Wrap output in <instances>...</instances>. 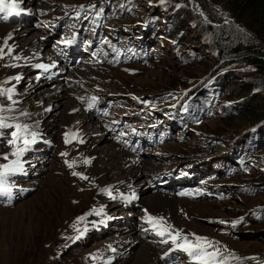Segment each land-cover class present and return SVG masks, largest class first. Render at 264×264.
Instances as JSON below:
<instances>
[{
    "label": "rangeland",
    "instance_id": "obj_1",
    "mask_svg": "<svg viewBox=\"0 0 264 264\" xmlns=\"http://www.w3.org/2000/svg\"><path fill=\"white\" fill-rule=\"evenodd\" d=\"M86 1L88 0H34L36 12L31 10L27 0L19 3L23 4L22 8L35 14V21L42 25L43 19L68 15L71 12L70 6ZM114 1L113 5L105 4L109 8L104 13L97 14L92 22L91 35L98 42L97 53L103 64L63 68L64 81L53 80L69 91L70 98L82 102L81 115L85 116L87 113V98L97 94H117L128 99H143L170 92L169 100H175L197 82L218 74L224 85L217 97L214 114L189 125L186 135L184 131H175L168 142L162 139L154 116L151 118L148 112H143L144 116L138 114L136 120H140L147 127L149 124L153 126L150 138L143 145V154L128 151L125 146L116 142L115 134L111 133L103 118L87 113L110 133L108 139L111 142L106 141L105 144L113 145L114 140L119 144L117 151L126 150L128 157L126 155L122 159V167L128 169L125 162L129 155H140V168L131 169L136 173L140 170L147 173L149 179L152 174L163 170L192 172L196 167L191 166L192 162L188 159L208 157L210 150L215 151L219 147L220 151L225 150L224 154L232 158L236 154L241 155V137L253 131L252 126L245 125L250 111L246 112L243 104L253 98L258 102L254 109H264V65L253 63L254 56H264V25H261L262 18L257 9L242 12L232 0H204V3L198 0ZM208 14L218 23L209 19ZM148 15H157L156 23L152 27L156 26L159 31V56L136 62V50L142 48V43L148 37L137 34L136 29L125 32L123 27L137 24ZM24 25L23 22L10 25L0 21V48L4 47L5 40L10 39L12 30L29 28V33L21 38L27 40L33 34L41 33L34 24ZM102 26L105 30L103 36ZM110 30L113 31L110 33ZM228 40L235 44L253 45L259 52L233 53ZM11 43L10 39L8 48H11V52L4 48L3 58H0V89H13L12 100L0 96V105L4 106L0 115L6 117L10 124H27L31 131H41L37 135V140L40 141L35 143L39 154L27 151L20 157V162H24L23 167L21 166L23 171L10 173L8 184L12 191L8 195L0 194V264H126V260L137 253V247L131 249L129 245H125L130 251L128 253L124 249H115L111 259L103 256L109 253L103 248L106 242L121 238L126 233V225L139 229L137 223L144 213H136L140 218L132 217V222L130 217H122L124 213L112 212L118 204L111 200L113 195L111 188L107 186L113 184L120 175H116L114 170L107 171L112 175L107 183H101L100 176L95 173L96 159L86 148V141L76 128L74 131L65 130L66 121L63 116L69 107L60 101L59 107L54 108L55 117H48L49 113L42 102L34 98L33 91L40 88L38 83L43 82L35 80L37 73L32 67L35 63L27 62L20 67V52L13 50ZM42 43L44 49L54 52L52 46L43 41ZM61 64L58 63L57 66L61 67ZM19 70L20 78L12 88L11 75ZM88 70L94 73L91 78L87 75ZM68 73L74 75L75 79L68 77ZM53 81L47 80L50 83ZM28 89H31V100H22L19 106L27 115L31 113L29 120L20 115L18 104L14 101V96L23 94ZM225 89L228 92L222 94ZM135 106L142 108L149 107V104L136 103ZM35 112L39 113L41 124H33ZM120 112L124 113L126 110ZM47 118L55 122L54 138L48 135V123H45ZM117 118L116 114L112 117L113 120ZM138 126L139 122L133 123V128ZM10 131L0 129V132ZM66 134L70 143L65 142ZM255 142L261 148L250 153L246 160L249 167L245 172L228 175L218 169L219 176H212L209 173L215 172L213 161L206 162L207 171L201 173V180L211 195H215H206L197 200L175 195L200 206L198 209L195 207L193 212L184 210L178 215L176 223L180 224L176 226L188 233L220 239L236 255L260 254L256 256L260 258L264 253V216L241 224L236 232L233 231L236 237L226 233L232 230V219L239 215L250 216L253 208L264 207V141ZM216 145L218 148H215ZM19 146L23 147V144ZM98 146L101 150L105 145ZM14 151L15 146L0 140V165L16 160V156L12 155ZM4 155L8 156L7 160L3 159ZM69 163H73V167H69ZM73 172L81 173L88 179L73 176ZM153 187L148 183L143 191L148 188L152 190ZM130 192L126 191L127 194ZM101 194L107 198V203L99 205ZM118 207L123 208L119 205ZM104 208L107 211L105 215L113 216L107 222H103L99 216ZM79 217L85 219L81 221L78 220ZM81 232L84 233L82 236Z\"/></svg>",
    "mask_w": 264,
    "mask_h": 264
},
{
    "label": "bare ground",
    "instance_id": "obj_2",
    "mask_svg": "<svg viewBox=\"0 0 264 264\" xmlns=\"http://www.w3.org/2000/svg\"><path fill=\"white\" fill-rule=\"evenodd\" d=\"M20 1L17 0V3L22 8V6L19 3ZM27 3L30 4V7L32 8V9L31 8L30 9L32 11L34 10V12H36L37 9L34 6V0H27ZM24 9L27 10L26 8H24ZM29 31H30L29 28H28V30L27 29L26 30L25 29L24 30H12L9 34L10 39L12 41L11 45L13 46V50L20 52L19 66L23 67L27 62H34L35 64H38V63H50V62L56 60L54 52L48 51L49 49L46 50L43 48V45H41L40 40H39V36L37 34H33V37H31L29 40H27L25 38L21 39L22 37L27 35L29 33ZM16 60H18V59H16ZM57 64L58 63H54V66H57ZM58 67H60V66H58ZM63 67L65 69L67 68L66 65L61 64L60 68H63ZM16 69H18V68H16ZM13 71H14V69H13ZM82 71L83 70L81 69V73H82ZM86 72L90 78L94 74L92 72V70H90V71L88 70ZM68 74H69L68 77L72 76V75H70L71 73H68ZM9 75H10V73H9ZM20 75H21L20 70L17 72L15 71L11 75V87L12 88L15 86V84L19 80V79L18 80L15 79V78L16 77L20 78ZM36 75H35V77H36ZM81 76H82V74H81ZM79 81L81 82V80H79ZM37 86H39L40 88L39 89L36 88L33 91V93H35L34 98H36V100L42 102L46 111L49 113L48 117H50L51 119L55 117L56 112L54 111V108L59 107L60 101L64 102L65 105L69 107L66 109L64 116H63L64 121H66V124H64L65 130L67 132L70 131V129L72 131H74L76 128L79 135H81L83 137V139L86 141V144H87L86 148H88V150L93 153V156L96 159L95 173L98 176H100L101 183L102 182L107 183L109 177L112 175V174H109V172H107V171L111 172L112 170H114L117 173L116 175H120L117 177V179L114 181L113 184L107 186V187L111 188V195H113V197L116 195H119V194L124 195V194H126V191L135 192L136 195H138L140 197L139 203L148 207L147 212L153 213L155 216L169 218V220L175 225L174 227H177L176 224H178V223H176V221L178 219V215L183 213L184 210H188V211L193 212L195 207H196V209H198L200 207L196 204H193V202L189 201V199L186 200V198L183 199L181 197H177L179 195L175 196L176 194L167 193V192L166 193H162V192L159 193L157 191H160V190L155 191L152 189L153 190L152 191L149 188L143 191V188L147 187V184H148V182H147L148 176L146 175L147 173L145 174V172H143V171L141 172V170L139 171V169H138L139 173H136L134 170L131 169V168L135 169L134 167L140 168L139 164L142 162V160H140V158L138 157L140 155H134V154L129 155V158H126V162H125L126 167L128 169H124L122 167L123 165H121V161L127 155L126 150L122 151L120 149V151L119 150L117 151L116 147L119 144H116V142L114 140H112L113 145H112V143H110V144L104 143L106 141L107 142L109 141L108 138L111 136V135L109 136L110 133L108 134L107 131L104 130V128L102 127L101 123L99 121L95 120L93 117H91L87 113H86V115L84 114L85 116L81 115L82 112H80V111L83 109L82 105H81L82 102H79V100H77V99L73 100L72 98H70L69 91H66L62 87L58 86L54 81L51 83L47 82V81H43L41 83H38ZM30 90L31 89H28L25 93L14 96V101L16 104H18L17 106H18V111H19L20 115L25 116L26 119H28V120L30 118L29 114H31V113H29L28 115H27V113H24V111H22V109H21V106H19V102L22 100L23 101L24 100L25 101L31 100L32 95H30L31 94ZM14 113H15V111H14ZM33 114H34V118H35V121L32 119L34 121L33 124H36V123L41 124L42 119L40 117H38L39 113L35 112ZM46 120L47 121L45 123H48V124H46L47 129H48V131H47L48 135L52 136L54 138L55 133H56L55 128H54L55 122H53V120L50 121L48 118ZM27 123L30 124V122H27ZM34 131H36L38 133L41 130H34ZM99 131H100V133H99ZM98 133L101 134V137L99 136ZM37 141H40V140H37ZM109 142H111V141H109ZM99 144H102L105 146L103 148L101 147V150H99V146H98ZM127 157H128V155H127ZM104 159H107L108 161L105 162ZM109 168H110V170H109ZM125 176H127V177L124 178ZM118 192H120V193H118ZM141 194H143V195H141ZM104 197L105 196L103 194H101V197H99L100 198V204L99 205L107 203V198L106 197L104 198ZM116 206L117 207L112 212H114L116 214L124 213L122 215V217H127V216H129L130 218H132V217L138 218L139 217L137 214L134 215L135 213H129L128 211H124L123 208L118 207V205H116ZM106 208H104L101 211V213L99 214V216L101 217L103 222H107L113 218V216H111V215H109V216L105 215L107 213ZM142 215H144V214H142ZM140 216H141V214H140ZM179 224H178V226H179ZM122 227L124 228V226H122ZM125 230H126L125 231L126 233L121 235V238L111 240L113 238L112 237L110 239L111 241L105 243V247L103 249H106L109 253L103 254L104 257H108V259L113 258L114 255L112 252H114L115 249L116 250L117 249L118 250L124 249L125 252H127L129 250L127 247H125V245H129L131 247V249L137 247V253L130 256L126 260V264H162L161 263L162 259L160 257L162 251H160V249L157 248L151 240H149L148 238H146L143 235L142 230L140 228L135 229L131 225H129V226L126 225ZM127 255L128 254H126V256ZM260 258L261 259L264 258V253L262 254V256Z\"/></svg>",
    "mask_w": 264,
    "mask_h": 264
},
{
    "label": "snow or ice",
    "instance_id": "obj_3",
    "mask_svg": "<svg viewBox=\"0 0 264 264\" xmlns=\"http://www.w3.org/2000/svg\"><path fill=\"white\" fill-rule=\"evenodd\" d=\"M21 11L22 9L17 3V0H11L10 3L7 2V0H0V13H4V15L0 16V19L7 20L14 14L19 15ZM74 42V38L67 41L69 44ZM4 48H8L7 40L4 41V47L0 48V58H3ZM8 51L10 53L11 48H8ZM37 67L47 70L48 66L41 64L37 65ZM15 79L18 80L19 77H16ZM12 91L13 89L11 88L6 90L0 89V96H6L8 100H12ZM94 99L95 98H93V100ZM89 107H91V105H89ZM3 111L4 106L0 105V112ZM0 129L11 130L10 132H0V140H4L7 144L15 146V151L12 152V155L16 156V160L12 161L10 164L0 165V169H2L0 170V193L10 194L12 189L7 186L9 174L23 171L20 166V157L30 149L31 145L36 143L38 133L36 131H31L27 124H10L7 122V118L2 115H0ZM65 142H71L67 138V134ZM21 143L23 144V147L19 146ZM62 155H67V153H62ZM3 159L7 160L8 156L4 155ZM85 163H90V161H85ZM69 167H73V163H69ZM72 175L80 176L82 179H88V177L83 176L81 173L73 172ZM184 194L185 193H181V195ZM84 219L85 217L78 218V220L81 221ZM147 222L157 229V235L162 237L168 236L176 249L186 252L193 261L199 262V264H228L231 259L237 261L248 259L247 257L242 258L234 252H229L227 250L221 251V249L217 247L218 242L212 241L206 236H199L193 233L191 236L194 237V239H189V235H182V230H176L173 233L170 225L165 226L163 218L149 215ZM221 223L224 222L222 221ZM83 234V232L80 233L81 236ZM77 239H79V237H77ZM164 242L167 243L168 241L165 240ZM251 259H255V257H252Z\"/></svg>",
    "mask_w": 264,
    "mask_h": 264
},
{
    "label": "trees",
    "instance_id": "obj_4",
    "mask_svg": "<svg viewBox=\"0 0 264 264\" xmlns=\"http://www.w3.org/2000/svg\"><path fill=\"white\" fill-rule=\"evenodd\" d=\"M180 1V0H177ZM200 3H204V0H198ZM234 2H236L237 8L242 11H248L249 9H253L256 8L259 15H261V25L263 26L264 24V1L261 0H232ZM204 5V4H203ZM157 16V15H156ZM208 18L211 19L213 22L218 23L214 18H212L211 14H208ZM159 33V31H158ZM157 33V37L160 39V37L158 36ZM229 41V46L232 50L233 53H240V52H259L256 50V47H254L253 45H243L241 43H234V42H230ZM253 63L254 64H258V65H264V56L263 57H253ZM220 74H218L217 76H213V77H209L206 80V86L208 87H212L214 91H216L218 93L219 96V92L221 94V88H223V79L219 78ZM205 82V81H204ZM230 85V84H229ZM228 91L227 89L224 90V93L222 94H226ZM217 96V97H218ZM263 100V99H262ZM262 102V101H260ZM246 106V112H249V119L247 120V122L245 123V125H249L250 127L252 126V133H247L244 136V139L246 141V145L247 147H251L253 148V152H257L259 148H261V146L258 144L256 146V142L257 140H262L264 141V126H263V120H264V109L260 110V111H256L254 109V107L256 105H258V102L253 100V98H250L249 100L245 101V104H243V106ZM216 107H217V103H216ZM253 123V124H251ZM251 124V125H250ZM257 148H256V147ZM255 148V149H254ZM218 149L215 150V152H217Z\"/></svg>",
    "mask_w": 264,
    "mask_h": 264
}]
</instances>
